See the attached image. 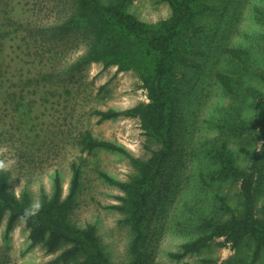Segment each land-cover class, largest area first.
Instances as JSON below:
<instances>
[{
	"label": "rangeland",
	"instance_id": "374dc122",
	"mask_svg": "<svg viewBox=\"0 0 264 264\" xmlns=\"http://www.w3.org/2000/svg\"><path fill=\"white\" fill-rule=\"evenodd\" d=\"M65 1L0 0V174L12 194L36 205L52 192L57 171L63 197L68 195L75 162L81 176L68 222L93 227L111 263L127 264L132 233L127 214L116 206L125 193L101 172L127 181L136 173L130 156L147 159L161 145L138 117L100 120L94 112H127L149 102L147 90L136 71L84 58L79 33L60 28L57 7ZM128 11L148 23L172 12L168 0H128ZM192 27L195 38L187 45L175 98L177 142L151 190L139 264H264V240L255 258L253 234L238 246L220 237L181 260L170 257L207 232V220L229 219L221 197L236 213L245 211L240 178L219 174V152L253 172L255 213L264 220V0H199ZM230 47L246 49L247 62L232 59ZM219 71L240 79L234 93L221 86ZM86 129L98 140L123 144L130 155L84 149L80 134ZM8 221L5 209L0 264H45L68 247L49 252L32 244L25 219L12 227Z\"/></svg>",
	"mask_w": 264,
	"mask_h": 264
},
{
	"label": "trees",
	"instance_id": "16d2710c",
	"mask_svg": "<svg viewBox=\"0 0 264 264\" xmlns=\"http://www.w3.org/2000/svg\"><path fill=\"white\" fill-rule=\"evenodd\" d=\"M199 0H168L171 15L156 23L138 19L128 11V0L103 2L101 0H66L57 7L58 18L64 20L60 28L76 31L79 41L86 47L84 58L91 62H102L104 68L118 65L119 70H134L147 90L149 102L140 103L127 112L115 108L96 109L100 120L116 118L122 114L138 117L148 137L160 148L147 159L130 156L136 173L127 181L101 172L106 180L118 185L125 193L122 205H116L127 214L131 228V259L127 264H139L143 255L141 239L143 224L149 207L151 190L170 160L177 142L176 94L178 80L187 45L194 41L193 23ZM59 28V27H58ZM229 56L239 63H246V49L230 47ZM221 86L234 93L240 79L229 72L215 74ZM84 149L96 148L118 151L130 155L121 143L98 140L86 129L80 134ZM220 176L239 177L241 196L245 211L236 213L221 197L223 207L230 211L226 221L210 219L204 227L208 231L185 242L180 251L171 252L170 257L181 260L187 254L198 252L216 238L224 237L233 246L249 234L258 238L255 258L264 240V220L255 213V190L253 172L237 168L232 159L219 152ZM69 193L63 197V177L54 176L53 190L42 196L39 209L35 210L25 200L12 194L6 187V177L0 174V223L5 209L9 210V227L20 218L25 219L33 245L43 244L49 252L63 249L55 259L45 264H112L104 252L93 227L80 228L67 220L72 198L79 186L81 170L74 162ZM185 264H192L185 262Z\"/></svg>",
	"mask_w": 264,
	"mask_h": 264
},
{
	"label": "clouds",
	"instance_id": "9594fccd",
	"mask_svg": "<svg viewBox=\"0 0 264 264\" xmlns=\"http://www.w3.org/2000/svg\"><path fill=\"white\" fill-rule=\"evenodd\" d=\"M33 208H34L35 210H38V209H39V204L34 205Z\"/></svg>",
	"mask_w": 264,
	"mask_h": 264
}]
</instances>
